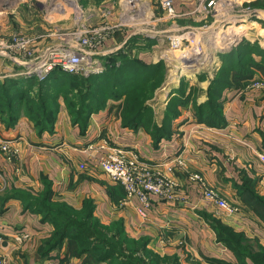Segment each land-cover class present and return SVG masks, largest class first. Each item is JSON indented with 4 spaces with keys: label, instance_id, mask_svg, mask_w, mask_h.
I'll list each match as a JSON object with an SVG mask.
<instances>
[{
    "label": "crops",
    "instance_id": "0c3cea01",
    "mask_svg": "<svg viewBox=\"0 0 264 264\" xmlns=\"http://www.w3.org/2000/svg\"><path fill=\"white\" fill-rule=\"evenodd\" d=\"M4 12L0 5V14ZM260 16V22L233 30L252 42L259 40L264 48L263 11ZM11 61L0 55L2 80L14 72ZM186 63L183 71L192 72L194 63H189L192 68H186ZM120 105L121 101H109L106 108L92 115L85 132L73 124L64 104L53 131L42 134L25 116L13 128H8L0 116V141H12L20 149L16 162L0 155V237L8 243L3 249L8 264H81L77 259L63 262L64 250L44 255L42 248L53 227L27 210L21 200L8 199L14 189L40 194L47 183L55 199L75 209L92 201L95 216L103 224L123 221L130 237L147 238L150 249L161 255L177 254L182 264L236 263L235 255L217 241L205 214L264 245V204L258 202L261 199L264 203V165L258 157L264 153V89H227L222 99V127L198 123L192 105H188L173 121L171 137L158 147L145 128L123 126ZM103 141L114 148L138 152L148 164L182 156L186 167L176 166L172 175L179 187L174 197H151V209L146 215L140 214L139 203L129 201L124 188L112 182L96 162L104 152L92 146ZM192 174L200 175L209 188L236 207L238 214L225 218L213 210L200 185L190 181ZM20 232H29L32 239L15 244L13 239Z\"/></svg>",
    "mask_w": 264,
    "mask_h": 264
},
{
    "label": "rangeland",
    "instance_id": "374dc122",
    "mask_svg": "<svg viewBox=\"0 0 264 264\" xmlns=\"http://www.w3.org/2000/svg\"><path fill=\"white\" fill-rule=\"evenodd\" d=\"M254 1L0 0L1 10H6V14H0V55L12 60L14 70L0 81L27 71L28 65L56 50L82 56L83 70L69 75L84 78L101 75L107 61L123 53L143 62L149 59L148 65H162L158 74L161 79L155 82L157 87L147 100L153 104L152 127L164 126L166 109L172 105L176 111V99L189 95L187 106L192 105L195 117V106L208 101L211 81L226 75L222 54L252 42L233 29L260 22L264 9L250 7ZM250 56L261 59L256 52ZM190 59L195 68L183 71L184 62ZM190 66L189 62L185 64L186 68ZM261 71L263 75L256 74L252 83H264V69ZM30 74L23 78L42 82L49 76L41 80L38 73ZM156 100L158 103H153ZM0 153L10 162L19 159V154L9 157L4 151Z\"/></svg>",
    "mask_w": 264,
    "mask_h": 264
},
{
    "label": "trees",
    "instance_id": "16d2710c",
    "mask_svg": "<svg viewBox=\"0 0 264 264\" xmlns=\"http://www.w3.org/2000/svg\"><path fill=\"white\" fill-rule=\"evenodd\" d=\"M250 7L263 10L264 1L256 0ZM254 52L261 59L251 57ZM116 55L119 56L107 61L104 73L89 78L56 69L42 82L23 77L0 81V116L3 123L13 128L25 116L40 134L53 131L64 104L73 124L79 125L85 132L93 114L106 108L109 101H121L123 126L145 128L151 133L154 146L158 147L162 140L171 137L169 129L172 122L187 106L190 95L174 101L176 111L172 105L166 109L164 126L152 127L153 104H148L147 100L157 87L155 82L161 79L158 74L162 65H148L123 53ZM222 55L226 75L212 80L208 101L195 106L196 121L208 127L225 125L223 93L230 88L245 89L264 69V49L257 41L241 43ZM12 198L21 200L27 210L42 216V220L53 227L42 248L44 255L64 250L63 262L77 259L81 264H182L177 254L161 255L150 249L147 238L130 237L123 221L103 224L95 216L92 201H85L81 209L58 201L49 183L40 194L14 189L8 199ZM258 202L260 206L264 204L261 199ZM204 218L214 230L217 241L236 258V263L219 261V264H264V245L258 240H250L244 233L235 231L212 216L205 214Z\"/></svg>",
    "mask_w": 264,
    "mask_h": 264
},
{
    "label": "built area",
    "instance_id": "2783aa9c",
    "mask_svg": "<svg viewBox=\"0 0 264 264\" xmlns=\"http://www.w3.org/2000/svg\"><path fill=\"white\" fill-rule=\"evenodd\" d=\"M174 45H177L176 43ZM84 58L79 54H67L64 50H56L49 57L38 61L33 66L28 65V70L16 76H29L30 73H38L37 76L43 80L47 75L56 69H61L68 74H77L83 70ZM33 75V74H30ZM264 89V83L254 82L244 91ZM95 151H103L104 154L96 159L99 167L111 179L112 182L122 186L129 201L138 202V210L142 215L147 214L151 209V197L171 200L178 184L172 178L176 166L185 168L186 163L182 156L165 159L155 164L143 162L141 155L136 151H125L114 148L108 141L92 146ZM6 153L9 157L18 156L19 148L13 145L12 141H0V152ZM264 165V153L258 155ZM81 169H85L82 165ZM189 179L193 183H198L201 187L203 198L209 203L211 208L225 218H233L238 214L236 207L223 198L219 192L209 188L204 179L198 174H192ZM32 235L29 232H20L14 237V243L23 245L29 242ZM7 241L0 237V264H8V258L3 253Z\"/></svg>",
    "mask_w": 264,
    "mask_h": 264
},
{
    "label": "bare ground",
    "instance_id": "6f19581e",
    "mask_svg": "<svg viewBox=\"0 0 264 264\" xmlns=\"http://www.w3.org/2000/svg\"><path fill=\"white\" fill-rule=\"evenodd\" d=\"M193 59V58H192ZM194 60V59H193ZM193 60H189V61H187V62H189V63H191V62H193ZM194 63V62H193ZM190 68H192V67H190ZM195 68V67H194ZM186 71V70H185Z\"/></svg>",
    "mask_w": 264,
    "mask_h": 264
}]
</instances>
